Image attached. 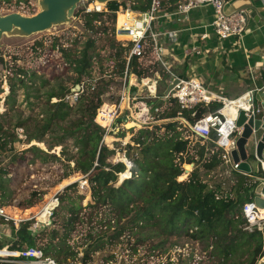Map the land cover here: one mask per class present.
I'll return each mask as SVG.
<instances>
[{
	"label": "trees",
	"instance_id": "obj_1",
	"mask_svg": "<svg viewBox=\"0 0 264 264\" xmlns=\"http://www.w3.org/2000/svg\"><path fill=\"white\" fill-rule=\"evenodd\" d=\"M6 1L11 2V0ZM127 1L130 2L131 11L136 13L148 12L152 4V0ZM168 2L175 5L178 0H168ZM164 5L167 6L166 3ZM120 7L126 9L128 6L125 2H110L106 5L107 11L84 14L85 28L87 31L94 32V27L101 17H112L114 25L116 12L120 10ZM112 33L114 35V27ZM111 41L113 48H116V52L109 55V61L114 64L112 74L115 77H122L127 67V57L132 43L123 45V47L119 45L118 49L114 37L111 38ZM95 46L96 41L90 39L81 51L60 49L65 66L78 75L74 86L82 83L81 76L91 75L93 56L90 52L95 49ZM129 72L138 77L144 75L138 58H133L130 61ZM12 76L10 80H15L21 88L27 91L32 88L34 80H40L38 88L35 89L37 95L34 98L36 99L40 98L41 88L49 83V81L38 77L37 72L33 69L29 70L24 67H18L13 71ZM60 77H55L53 80ZM87 80L93 82L95 79L88 78ZM28 82L31 83L30 86H28ZM17 84L10 81L8 103L11 101L14 103ZM70 92L71 89H66L62 84L51 87L45 93V103L42 107L43 111H41L42 119L28 118L22 121L18 118V121L13 125L14 132H11L4 126V123L0 122V164L9 157L8 154L14 159L23 157V152L19 153L14 148L17 141L21 142L15 133L18 128L23 129L26 144L32 141L43 142L49 134H51V139L53 138L51 148L67 146L68 141L71 140L76 152L72 154L63 147L61 158H63L67 169L63 178L67 179L59 189L75 182L81 175L85 177L90 187L91 198L94 201V205H89L91 208L111 207L119 215V219L134 212L133 222L136 227L139 225L141 227L150 226L155 237L191 229L192 233L187 232V235L195 240L219 238V241L214 242L212 246H216L215 250L218 256L224 261L233 258L235 253L243 247L248 249V264H256L259 259L264 257L262 235L245 232L243 230L244 219L241 214L243 206L255 200L259 181L240 173H234L232 175L236 176L235 183L229 191H225L222 187L223 178H219L223 165L222 152L214 148V145H210L211 149L207 150L206 147L198 143L191 144L184 138L188 131L183 129L179 121H176V118L184 117L195 122L208 112L222 107L221 103L213 102L208 108L200 106L196 110V116L192 117L190 112L180 113L174 99L167 101L158 99V102L152 107V112L155 113V110L162 109L155 114L156 119L167 121L153 125L152 129L143 128L135 132L131 130L130 135H133L131 140L135 146L129 144L125 150L127 158L132 164L130 170L132 177L120 182L118 186L119 174L125 173L127 167L122 162L116 164L109 162V158L115 154V150L103 143L105 130L95 123L97 110L103 103L100 100L102 92L99 89L93 92L88 91L79 98L77 103L69 105L63 99ZM26 95L31 98L29 91ZM53 99H57V102L51 103ZM30 121H33L32 128ZM125 130L124 132L128 131ZM123 134L125 137L126 133ZM29 150L34 155L30 160L31 164L36 161L48 164L51 161L61 160L55 155L44 154L35 146ZM184 164H193L194 169L186 180L179 181V177L185 172ZM10 176H12L11 172H8L7 168L0 167V192L5 193L6 178ZM254 176L261 177V173L258 172ZM78 185L77 181L66 187L65 191L76 193ZM41 194V191L34 190L32 198L40 197ZM53 195L51 193L43 199L42 207L26 210L23 215L17 214L19 210L16 212L13 208L6 207L4 209L10 217L16 215L20 219L24 216L33 217ZM76 196L78 200L83 199V197ZM65 201L66 199H62L61 203ZM0 206L3 207L1 199ZM68 206L65 207L68 214L66 220L60 226L64 230L62 236L59 230L52 229L48 234L50 242L39 246L37 237L40 234L32 236L29 230L31 223L22 222L16 231L15 245L12 246V251L40 248L46 256H63V252H65L64 259L67 260L72 255L71 253L63 250L53 251L51 247L56 240L65 241L68 237L67 232L72 231L79 218V207L76 205L75 199L69 200ZM49 207L51 208V205ZM57 211L58 209L53 216L58 215ZM143 222L145 223L143 224ZM217 244H223V246ZM4 247L0 242V255L3 256L8 252V250H2Z\"/></svg>",
	"mask_w": 264,
	"mask_h": 264
},
{
	"label": "rangeland",
	"instance_id": "obj_2",
	"mask_svg": "<svg viewBox=\"0 0 264 264\" xmlns=\"http://www.w3.org/2000/svg\"><path fill=\"white\" fill-rule=\"evenodd\" d=\"M120 2H125L127 5L130 3L127 0ZM86 4H80L67 22L56 25L45 32L31 36L9 34L2 36L0 39V122L4 123V126L9 128L11 132H14L13 125L18 121V118L22 121L28 118L32 120L37 118L42 119L41 111H43L42 107L45 103V93L51 87H57L60 84L66 89L74 87L78 75L74 71L68 70L65 66L60 49L81 51L90 39L96 41L95 49L90 52L93 56L92 71L90 76H81V81H87L88 78L95 79L93 84L96 87L94 90L90 89L89 92L97 89L102 92L100 96V100L103 102L101 107L105 105L112 106L119 101L123 83L121 82V77H115L112 74L114 64L109 61V55L116 52V48H113L111 38L114 37V40L118 44L116 46L118 49L120 48L119 45L123 47V45L130 43V38L127 35L118 34L117 30L118 27L120 28L126 22L127 16L132 17V15L121 13L118 14V18L116 15L114 25L112 17H101L93 30L98 33H94L87 31L83 24L84 7ZM41 10V0H11V2L0 0L1 16L20 13L30 17L36 15ZM113 27L114 35H112ZM153 50L151 46H146L144 56L138 59L142 65L141 71L144 75L141 78L135 74L132 76V79L134 77L136 80L140 79V81H134L137 83L134 90L136 91V88L141 84L142 89L134 96L135 100L132 97L130 109L133 114L140 112V110L142 112V107L148 109V114L143 116L139 122H143L144 120L149 121L147 118L153 116L149 108H152L158 102L163 92V87L156 90L154 94L150 92V87L155 81V73L161 74L159 66L152 61V58L157 59ZM18 67H24L29 70L33 69L37 72L38 77L49 81L45 87L41 88L39 99L34 98V96L37 95L35 89L38 88L40 80L32 82L34 84L28 90L31 93V98L27 97V90L21 88L15 80H10L13 77V71ZM7 72L11 74L9 75ZM59 76L61 77L53 80ZM10 81L17 84L14 103L12 101L10 103L7 102V98L10 95ZM30 85L31 83L28 82V86ZM56 102L57 99L51 101V103ZM125 118L126 123L121 124L126 125V130L128 131L125 130L126 132L118 133V138L120 139L128 138L131 130L133 132L138 130L137 127H134L135 124L138 127L141 126L137 122H132L127 116ZM129 123H132V127L128 128L127 125ZM30 124L32 128L33 121H30ZM123 133H126L125 137ZM107 137L112 139L113 134ZM114 137L117 139V136ZM52 139L51 134H49L43 142L32 141L26 144L24 141H17L14 144V148L19 153L23 152V157L14 159L8 154L9 157L0 164V167L7 168L8 172H11L12 175L6 178L5 193L0 192L3 208H13L16 212L19 210L17 214L23 215L26 210L42 207L43 199L47 195H51V193L54 195L58 194L60 198V205L57 208L58 215L52 217L51 227L44 229L39 237H37V245L43 246L50 242L48 234L52 229L59 230L61 236L63 235L64 230L60 226L68 215L65 207L68 206L69 200L75 199L76 205L79 207V218L76 220L72 231L69 232V230L67 232L68 237L65 241L56 240L51 247L53 251L58 252L63 250L71 253L72 255L68 258L72 261H76L75 259L77 258L79 262H82L80 254L83 252L90 258L86 264H248L247 247L239 249L233 258L224 261L223 258L218 256L215 250L216 246H212L214 242L219 241V238L214 237L203 241L195 240L187 235V232L192 233L191 229L185 230L186 232L182 231L180 233H173L172 235L163 234L160 237H155L150 226L141 227L139 225L136 227V224L133 222L134 212L131 215H124V218L119 219V215L111 207L91 208L89 205H94V201L91 198L90 192L86 193L80 190L79 185L76 193L65 191L66 187L82 179L81 175H79L80 178L75 182L59 189L64 180L67 179L63 178L64 173L67 171L64 165L65 162L61 158L63 147L72 154L76 152V149L71 140L68 141L67 146L51 148ZM105 144L111 145L113 148L110 149L115 150V154L109 158V162L112 164L118 163L119 154L123 153L121 149L125 150L126 148L114 139L111 141L106 139ZM34 146L44 154L55 155L61 158V160L51 161L52 163L49 162L48 164H41L36 161L31 164L30 160L34 155L29 149ZM250 146L248 145L249 148ZM183 168L185 172L181 177L183 180H186L193 171L194 166L192 164H184ZM221 170L219 178H223L222 187L225 191H229L235 183L236 176L232 175L234 172L230 171L224 164ZM179 181L182 180L179 179ZM117 185H120V179ZM34 190L41 191V196L32 198V191ZM76 195L83 197V199L78 200ZM62 199H66V201L61 203ZM24 218L28 220L30 216H24ZM14 231L10 226L6 232H1L3 236L0 242L5 247L15 245L12 239ZM217 245L223 246V244ZM63 254V256L54 255L53 257L62 264H66L67 261L64 259L65 252ZM0 264L11 263L0 262Z\"/></svg>",
	"mask_w": 264,
	"mask_h": 264
},
{
	"label": "built area",
	"instance_id": "obj_3",
	"mask_svg": "<svg viewBox=\"0 0 264 264\" xmlns=\"http://www.w3.org/2000/svg\"><path fill=\"white\" fill-rule=\"evenodd\" d=\"M230 0H178L175 4V9L172 12H168L164 5L163 0H152L151 8L146 13H137L131 11L128 7L124 9L120 7V10L116 12L118 16L119 13H124L125 15L132 14L134 17H128L125 23L118 28V34L127 35L130 38L132 46L130 48L128 57H127V67L124 72V75L120 78L123 83V89L120 93V99L117 103H114L112 106H103L97 110L96 123L105 130V136L103 138V143H106L107 136L113 134L115 141H118L126 148L127 145H134L132 143L133 135H130L126 139L118 138L120 132H123L126 129V125L121 123H126V116L132 122H137L141 126L135 124L134 127L139 129L149 128L152 129L153 125H157L166 122L167 120H157L155 119V114L160 111V109L155 110V113L152 112V108H149V111L152 113L149 121L139 122L143 116L148 114V109L142 107V112H133L130 109L131 99L142 89V84L136 88L137 81L133 74L129 72V64L133 58L141 59L145 54V47L148 44L154 46L156 53L158 55L159 48V37L166 36L171 41H176L178 38V31H167L163 34L156 31V24L161 19H170L177 22H187L189 20L190 14L196 9L203 7H211L214 11V20L211 24L214 34L218 41L223 44L230 39H243L247 31V17L245 12L240 11L238 13L227 15L225 13V6L229 3ZM87 3L84 7V13L90 14L93 12L102 13L106 10V6L100 8L96 0H87L81 2V4ZM203 40L207 39V35L202 36ZM198 54L200 52L197 51ZM7 74L10 75L9 72ZM174 79V78H173ZM172 79V80H173ZM180 81L172 89L169 96L165 98L164 95L160 97L161 100L167 101L168 99H174L179 107V112H190L192 117L196 116V110L198 107L208 108L211 103L219 101L222 104V107L219 109L208 112L202 118L191 122L184 117L176 118V121H179L183 129H186L188 132L185 133V139L188 140L191 144H200L201 146L206 147L207 150H210V145H214V148L222 152L221 158L223 164L229 168L230 171L234 173H240L238 171L239 164L234 162L232 157V152L237 149V141L241 138L243 133V128H237L236 122L240 115L241 111L245 112L247 119L254 117L255 119L264 117V86L259 88L249 90L240 97L230 100L225 97H220L215 95L213 92L208 90L199 80L195 78H177ZM140 81V79L138 80ZM90 81H82L80 85H76L71 89V92L63 99V101L69 105L75 104L78 102L79 98L85 94L87 91L94 90L95 84ZM89 86V88H88ZM156 87H150L151 94H154ZM154 97V95H152ZM135 100V99H134ZM136 117V118H135ZM118 121V122H117ZM125 121V122H124ZM118 124H117V123ZM120 124V125H119ZM137 131V130H136ZM135 132V131H134ZM16 135L21 141L26 139L24 131L21 128L15 130ZM114 136H117L115 139ZM107 146L113 148L111 145ZM213 148V147H212ZM122 154H119L117 162H122L126 165L127 170L123 174H119L120 182L129 179L132 177L131 168L132 164L128 160L126 155V150L121 149ZM258 172L261 173V177H255L253 175H248L249 177L254 178L256 181L264 184V160H259L257 162ZM193 165V164H192ZM194 166V165H193ZM246 176V175H245ZM179 179L183 180L182 177ZM79 189L89 193L90 187L88 181L85 177L78 180ZM55 195L53 197L56 198ZM264 198V192L262 194ZM60 205V199L57 200V205L53 209H44L40 214L30 217V219L25 221L17 222L15 219L4 214V208L0 206V218L4 219L6 223H13L14 226H17L18 223L30 222V232L32 236L39 235L44 229L51 227L52 217L54 212ZM47 212V213H46ZM244 225L243 230L247 233H259L263 237L264 241V208L258 207L255 202L247 203L243 206L241 212ZM19 220V219H17ZM13 226V227H14ZM15 228V229H17ZM20 228V225H19ZM18 228V229H19ZM17 229V230H18ZM16 230V231H17ZM2 250H8L5 256L0 255V262L11 263V264H62L53 256H46L44 251L40 248H26L20 249L18 251H12V249L7 246ZM73 253V252H72ZM78 254V253H77ZM82 262H79L76 258V261H72L70 258H67L66 264H86L90 258L88 255L83 252L80 254ZM5 259V260H3ZM109 262V261H108ZM256 264H264V257L259 259Z\"/></svg>",
	"mask_w": 264,
	"mask_h": 264
},
{
	"label": "crops",
	"instance_id": "obj_4",
	"mask_svg": "<svg viewBox=\"0 0 264 264\" xmlns=\"http://www.w3.org/2000/svg\"><path fill=\"white\" fill-rule=\"evenodd\" d=\"M163 1L167 5L165 7L168 12L174 11L175 5L169 4L168 0ZM240 11L247 15L246 34L243 39H230L223 44L218 41L211 26L214 20V11L211 7L192 11L189 20L183 23L161 19L156 24L157 32L163 34L173 30L178 31L179 35L176 41H171L166 36L159 37L158 55L153 45H146L154 49L157 59L152 58V61L161 71V74L155 73L152 86L156 87V90L163 87L162 95H164L173 80L195 78L215 95L230 100L255 89L256 86L263 87L264 0H230L225 6L227 15ZM253 13H255L254 17H252ZM203 35H207L206 40L202 39ZM255 169L256 174L259 171L258 166ZM25 220L27 219L23 217L16 221L20 223ZM0 222H2L0 240L3 236L1 232H6L11 226V229L15 230L12 236L15 241L16 230L20 224L18 223L17 228L13 223H6L2 218Z\"/></svg>",
	"mask_w": 264,
	"mask_h": 264
},
{
	"label": "water",
	"instance_id": "obj_5",
	"mask_svg": "<svg viewBox=\"0 0 264 264\" xmlns=\"http://www.w3.org/2000/svg\"><path fill=\"white\" fill-rule=\"evenodd\" d=\"M83 1L87 0H41L42 10L34 16L28 17L20 13L0 15V39L2 36L9 34L31 36L65 23ZM96 1L107 5L110 2H120L122 0ZM251 8L256 11L254 7ZM254 16L255 13H253L252 17ZM179 81V79H175L168 85L164 92L165 98L169 96ZM236 127L243 128V133L237 141V149L232 152V157L234 162L239 164L238 171L240 174L253 175L255 174V165L257 166L258 159L264 160V117L261 119H255L254 117L247 119L245 112L241 111ZM248 145H251L250 148ZM263 192L264 184L260 183L256 189V198L254 200L255 204L260 208H264Z\"/></svg>",
	"mask_w": 264,
	"mask_h": 264
},
{
	"label": "bare ground",
	"instance_id": "obj_6",
	"mask_svg": "<svg viewBox=\"0 0 264 264\" xmlns=\"http://www.w3.org/2000/svg\"><path fill=\"white\" fill-rule=\"evenodd\" d=\"M98 6L99 7H103V4H101V3H98ZM129 38V37H128ZM127 127L129 128V127H132V123H129L128 125H127ZM114 138H112V139H110L109 140V138H108V141H111V140H113ZM60 189H62V188H60ZM55 195H53L52 197H51V199L46 203V205L38 212V213H36L35 215H37V214H40V212L41 211H43L44 209H53V208H55L56 207V205H57V200L59 199V196H57L56 198H54L53 199V197H54ZM51 205V208L49 207ZM3 212H4V214L5 215H7V216H9L7 213H6V211H5V209L3 210ZM47 213V212H46ZM34 215V216H35ZM33 216V217H34ZM10 217V216H9ZM12 219H20L17 215L16 216H14V217H11ZM1 256H3V255H1ZM5 256V255H4Z\"/></svg>",
	"mask_w": 264,
	"mask_h": 264
}]
</instances>
